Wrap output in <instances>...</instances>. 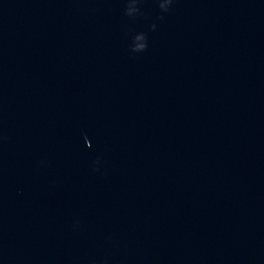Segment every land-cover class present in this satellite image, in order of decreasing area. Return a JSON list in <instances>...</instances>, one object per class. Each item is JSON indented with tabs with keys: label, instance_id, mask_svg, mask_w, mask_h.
I'll list each match as a JSON object with an SVG mask.
<instances>
[{
	"label": "water",
	"instance_id": "95a60500",
	"mask_svg": "<svg viewBox=\"0 0 264 264\" xmlns=\"http://www.w3.org/2000/svg\"><path fill=\"white\" fill-rule=\"evenodd\" d=\"M0 264H264V0H0Z\"/></svg>",
	"mask_w": 264,
	"mask_h": 264
}]
</instances>
